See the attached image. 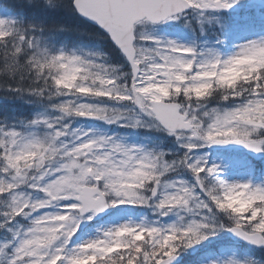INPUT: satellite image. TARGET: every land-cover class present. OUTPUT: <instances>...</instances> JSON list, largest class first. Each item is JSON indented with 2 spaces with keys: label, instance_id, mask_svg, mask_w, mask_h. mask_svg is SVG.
Instances as JSON below:
<instances>
[{
  "label": "snow or ice",
  "instance_id": "6c2138e0",
  "mask_svg": "<svg viewBox=\"0 0 264 264\" xmlns=\"http://www.w3.org/2000/svg\"><path fill=\"white\" fill-rule=\"evenodd\" d=\"M244 2L251 0H70L115 46L123 58L115 64L57 47L60 29L7 18L0 6V93L50 102L24 128L0 124V264H177L221 232L264 249V182L230 181L199 154L238 144L264 155V35L225 56L147 31L182 19L203 31ZM78 118L155 130L182 151L73 129ZM121 205L153 208L158 218L74 239L85 221ZM171 215L177 221L164 223Z\"/></svg>",
  "mask_w": 264,
  "mask_h": 264
},
{
  "label": "rangeland",
  "instance_id": "374dc122",
  "mask_svg": "<svg viewBox=\"0 0 264 264\" xmlns=\"http://www.w3.org/2000/svg\"><path fill=\"white\" fill-rule=\"evenodd\" d=\"M235 28L239 29L240 26H236ZM257 38H259V37L256 36V35H244V36H242L240 38H237V37H234V35H227L226 34L220 40L221 45L219 43H217V41H215L213 43V45L205 47V48H203L201 50L203 51V50H206V49H208L210 47H214V48L218 49L223 55L227 56V55H230L231 53H233L235 51H238L239 50V48H238L239 45L244 44V43H246L247 41H249L251 39H257ZM241 180H247V175L244 178H242ZM0 240H2V239L0 238ZM221 241L223 242L222 247L225 250L226 259H229L231 256H236L234 250L227 245L228 244L227 241L226 240H221ZM245 257H249L250 258L252 256L249 254V255H245L243 258H245Z\"/></svg>",
  "mask_w": 264,
  "mask_h": 264
},
{
  "label": "trees",
  "instance_id": "16d2710c",
  "mask_svg": "<svg viewBox=\"0 0 264 264\" xmlns=\"http://www.w3.org/2000/svg\"><path fill=\"white\" fill-rule=\"evenodd\" d=\"M61 19V15H59V17L57 19L51 18L52 22H58V20Z\"/></svg>",
  "mask_w": 264,
  "mask_h": 264
}]
</instances>
